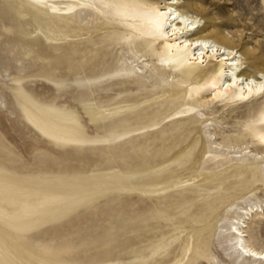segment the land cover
Returning a JSON list of instances; mask_svg holds the SVG:
<instances>
[{
    "label": "bare ground",
    "instance_id": "bare-ground-1",
    "mask_svg": "<svg viewBox=\"0 0 264 264\" xmlns=\"http://www.w3.org/2000/svg\"><path fill=\"white\" fill-rule=\"evenodd\" d=\"M17 4L19 18L28 14L22 9L25 6L32 13L30 18L35 20L36 16L43 21V27L38 25L36 32L40 31L43 45L50 48L45 54L62 63L61 79L56 80L73 84L71 90L76 92L75 98L83 109L84 116L80 117L73 109L75 105L56 99L35 101L19 85L15 95L24 119L48 141L75 149L89 144L116 148L119 141L159 127L161 119L140 127L124 128L122 122L132 113L163 101L174 102V109L162 125L194 114L197 115L192 118L199 125L192 129L185 124L183 130L188 134L167 154L135 168L31 179L0 167V264H74L66 259L68 244H40L33 231L64 221L81 208H97L102 197L114 192L153 203L166 200L174 191L192 187L200 196L207 191L210 198H219L221 182H213L225 172L234 171L241 161H246V167L237 172L251 177L264 175V88L260 87L264 85V58L241 38L228 36L216 22L219 16L209 11L203 0H18ZM110 33L114 34L112 40L122 46L120 50L128 54L125 62L87 70L81 63L85 57L82 54ZM121 58L118 56L117 60ZM70 59L76 63L69 64ZM135 80L150 84L153 89L161 88L141 97L121 96L135 89ZM124 83L125 87L114 92L118 96L115 99L96 100L91 96L97 90L105 93L106 88ZM55 84L63 90L66 83ZM251 95L256 104H248L246 113L234 121L241 138H216L199 106L217 102L221 108L237 109ZM90 127L99 131L90 133ZM208 144L210 150L206 152ZM164 168L174 170L162 175ZM262 221L264 203L258 199L233 211L231 227L222 233L229 242L227 258L233 264H264V239L250 234V225L258 227ZM175 234H168L165 243L160 239L143 243L131 259L108 258L101 264L215 263L205 241H201L198 250L194 248L190 232L181 240L176 254L163 261L180 238ZM145 247L146 251H141Z\"/></svg>",
    "mask_w": 264,
    "mask_h": 264
},
{
    "label": "rangeland",
    "instance_id": "rangeland-1",
    "mask_svg": "<svg viewBox=\"0 0 264 264\" xmlns=\"http://www.w3.org/2000/svg\"><path fill=\"white\" fill-rule=\"evenodd\" d=\"M203 1L209 11L212 10L219 16L216 22L228 32V36L233 39L241 38L249 47L254 48L257 56L264 58V0ZM17 2L18 0H0V167L31 179L39 176L59 178L80 172L90 174L113 168H135L167 154L170 148L188 134L183 130L185 124H190L192 129L199 125V121L192 118L197 114L186 120L162 125L167 120L166 116L172 114L174 109V102L166 104L167 101H163V104L154 103L139 113H132L126 122H122L124 128L129 125L140 127L161 119L159 127L119 141L113 149L100 144H89L82 149L60 147L42 137L23 117L15 95V89L19 85L35 101L56 99L75 105L73 109L80 117L84 116L83 109L75 98L76 92L71 90L73 84L70 81L61 80L66 83L63 90L56 88L55 82H61L56 79H61L62 63L45 54L49 53L50 48L43 45L44 39L40 31L36 32L38 25L43 27V21L36 16L35 20L30 18L32 13L25 6L22 9L28 14L19 18ZM113 35L110 33L101 38L96 46L86 49L82 54L85 57L81 63L87 70L104 69L125 62L128 54L120 50L122 46L117 41L112 40ZM67 50L70 51L71 48ZM118 56L122 58L117 60ZM68 63L73 65L76 62L70 59ZM243 67L248 68L245 65ZM17 78L21 80L15 81ZM144 79L148 78L144 76ZM170 79L171 77L168 80ZM133 83L135 89L121 96L141 97L151 90L161 88L156 86L153 89L150 84H142L139 80ZM125 86L126 83L114 84L112 88H106L105 93L97 90L91 96L96 100H112L118 97L114 92ZM253 98L254 95H251L243 99L237 109L235 106L221 108V104L217 102L199 107L209 119L207 123L211 124L210 130L215 133L216 138L225 135L241 138L234 121L237 116L246 113L248 104H256L252 101ZM92 131L99 130L88 128V132ZM246 138L250 141L249 137ZM209 150L208 144L206 152ZM196 154H200L199 151ZM245 165L246 161H241L234 167V171L225 172L213 182L215 185L221 182L218 187L219 198H210L207 191H202L203 195L200 196L198 190L192 187L174 191L173 196L153 203L142 202L135 195L114 192L109 197H102L99 207L81 208L64 221L35 230L33 234L37 235L38 243L50 247L68 244L70 247L66 250L69 256L66 259L74 264H101L108 258L131 259L132 255L139 253L143 243L152 240V244L156 239L165 243L168 234L176 233L174 236L180 235V238L173 243L170 254L162 258L167 261L176 254L181 240L190 232L195 249L198 250L202 240L206 242L209 253L215 256L214 264H233L227 258L229 250L226 248L229 242L222 236L223 231L231 227L233 211L247 207L257 199L264 203V175L251 177L248 173L237 172L245 168ZM173 170L164 168L161 174L166 175ZM163 203L168 206L164 207ZM250 229L251 235L264 239V221L258 227L250 225ZM146 249L147 247L141 251ZM106 250H111L110 254H106ZM158 263L153 261L150 264Z\"/></svg>",
    "mask_w": 264,
    "mask_h": 264
},
{
    "label": "snow or ice",
    "instance_id": "snow-or-ice-1",
    "mask_svg": "<svg viewBox=\"0 0 264 264\" xmlns=\"http://www.w3.org/2000/svg\"><path fill=\"white\" fill-rule=\"evenodd\" d=\"M260 87H261V88H264V85H261Z\"/></svg>",
    "mask_w": 264,
    "mask_h": 264
}]
</instances>
